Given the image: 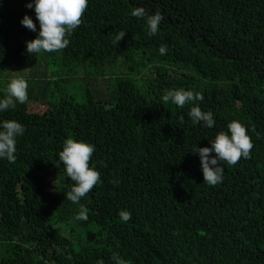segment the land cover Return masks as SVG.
Returning <instances> with one entry per match:
<instances>
[{"label": "trees", "instance_id": "16d2710c", "mask_svg": "<svg viewBox=\"0 0 264 264\" xmlns=\"http://www.w3.org/2000/svg\"><path fill=\"white\" fill-rule=\"evenodd\" d=\"M29 2L0 0V99L4 72L44 68L13 75L28 99L0 112L25 128L15 162L0 160V264H114L113 254L127 264H264V0H88L69 45L36 56L26 51L39 32ZM134 7L163 14L157 35ZM179 88L203 94L214 127L192 124L193 105L162 100ZM233 120L250 156L221 162L223 180L210 186L192 149ZM68 138L95 145L101 175L79 204L66 199L74 182L58 156ZM81 206L87 221L76 219Z\"/></svg>", "mask_w": 264, "mask_h": 264}, {"label": "clouds", "instance_id": "9594fccd", "mask_svg": "<svg viewBox=\"0 0 264 264\" xmlns=\"http://www.w3.org/2000/svg\"><path fill=\"white\" fill-rule=\"evenodd\" d=\"M34 9L36 19L39 22V32L34 40L26 42V51L29 55H38L41 52L52 53L66 48L70 41L69 36L82 22V16L88 7V0H30L25 5ZM130 15L137 19H143L147 28V35L153 37L160 31V24L164 19L160 11L148 14L144 7H134ZM21 24L27 29L36 32L37 26L33 19L25 15ZM125 31L115 32L112 36V43L118 45L124 38ZM167 45L159 47V54L166 55ZM28 83L23 78H14L7 85V95L0 99V112L15 108L16 103L24 104L28 99ZM204 97L201 92L193 90L168 89L162 96L165 103L183 108L186 104L193 105L188 116L193 125L200 124L202 127L212 128L215 125V118L212 111H202L199 103ZM25 132L24 126L15 120L0 121V160H7L14 163L16 160V140ZM253 144L247 134L246 127L241 122L233 120L227 125V132L220 131L215 138L210 140V147H194L192 152L198 154L204 183L216 186L221 183L224 177V167L221 162L227 165H236L241 158L247 159L250 156ZM95 151V145L83 140L68 138L59 152V160L63 163L67 176L73 181L71 190L66 193V199L74 204H79L81 198L85 197L94 186L101 183L100 172L90 160ZM214 154V155H213ZM117 183L118 181H113ZM121 221L127 223L131 219V212L122 209L118 212ZM77 220L87 221L88 210L80 207ZM114 264H127L118 254L111 257ZM96 264H104V261L97 260Z\"/></svg>", "mask_w": 264, "mask_h": 264}, {"label": "rangeland", "instance_id": "374dc122", "mask_svg": "<svg viewBox=\"0 0 264 264\" xmlns=\"http://www.w3.org/2000/svg\"><path fill=\"white\" fill-rule=\"evenodd\" d=\"M40 65H43V64L37 63L33 67H24V68H22L21 71H18V72H13V70H10V71L8 70V72L3 73L4 75L7 76V80L2 81V83L7 84L10 80H12V77L15 74H26V75L27 74H35L36 75L37 71H41L42 69H44ZM49 73H51V72L49 71ZM6 76H4V77H6Z\"/></svg>", "mask_w": 264, "mask_h": 264}]
</instances>
